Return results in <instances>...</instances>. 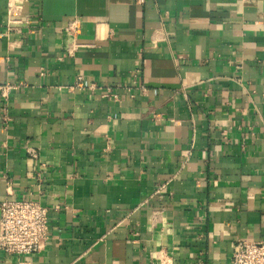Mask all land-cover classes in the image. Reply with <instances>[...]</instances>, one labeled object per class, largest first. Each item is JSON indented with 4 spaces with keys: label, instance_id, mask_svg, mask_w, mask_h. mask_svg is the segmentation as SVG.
Segmentation results:
<instances>
[{
    "label": "crops",
    "instance_id": "1",
    "mask_svg": "<svg viewBox=\"0 0 264 264\" xmlns=\"http://www.w3.org/2000/svg\"><path fill=\"white\" fill-rule=\"evenodd\" d=\"M7 85L0 202L48 206L51 239L0 264H231L264 241V0H0Z\"/></svg>",
    "mask_w": 264,
    "mask_h": 264
},
{
    "label": "built area",
    "instance_id": "2",
    "mask_svg": "<svg viewBox=\"0 0 264 264\" xmlns=\"http://www.w3.org/2000/svg\"><path fill=\"white\" fill-rule=\"evenodd\" d=\"M12 88L8 85L1 87L2 95L6 97V91ZM72 89L92 92L101 88L85 84L84 77L78 76ZM103 97L116 101L120 98L110 89ZM31 155L39 158L35 153ZM50 213L51 209L39 200H14L9 196L3 199L0 202V253L6 258L42 253L51 239ZM231 264H264V241L237 243L233 248Z\"/></svg>",
    "mask_w": 264,
    "mask_h": 264
}]
</instances>
